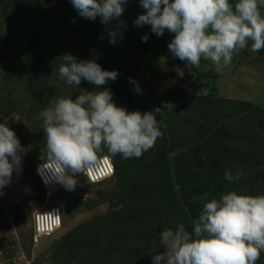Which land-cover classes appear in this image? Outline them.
<instances>
[{
  "label": "rangeland",
  "instance_id": "1",
  "mask_svg": "<svg viewBox=\"0 0 264 264\" xmlns=\"http://www.w3.org/2000/svg\"><path fill=\"white\" fill-rule=\"evenodd\" d=\"M144 11L139 0H127L121 17L105 25L99 17L93 21L79 16L70 0H0V122L14 130L22 151L18 152L22 157L20 170L13 171L12 182L0 194L6 219L0 239H4V245L13 246L10 250L16 251V264H151L152 254L164 251L159 239L162 229L192 224L174 203L173 193L179 208L184 206L174 181L171 156L203 139L216 123L227 124L239 137L226 170H231L234 177L243 172L235 178L241 192L247 189L249 173L258 188L257 182L264 185V115L256 113L257 109L244 110L242 104L221 101L216 112L212 104V98L230 97L264 109V48L253 53L249 44L220 70L203 58L199 65L185 67L183 61L172 57L168 47L151 45L158 36L151 32L150 25H134ZM260 11L264 14V5ZM35 15L47 30L61 23L69 26L78 43L68 54L118 71L116 80L99 86L112 91L118 106L144 112L165 101L175 105L172 110L166 109L163 117L157 114L163 121L162 135L151 149L139 158L116 155L123 172L120 178L115 173L101 183L90 184L77 173L73 191L60 185L50 196L39 184L35 167L49 160L40 113L58 97L75 99L82 90L94 91L97 86L84 79L79 86L65 83L58 72L64 61H49V42L42 40V32L39 40L33 38ZM110 31H122V38L117 36L115 44L109 42ZM145 34L148 40L142 42ZM163 34L174 36L167 30ZM103 45L108 50L100 49ZM176 65L184 68L182 77L174 70ZM152 73L157 76L152 77ZM214 74L219 77H212ZM130 77L138 83L151 77L153 80L137 92ZM98 156L116 162L106 147ZM60 205L65 206L62 229L34 246L32 214ZM93 221L100 225L87 229ZM22 256L30 261L18 262Z\"/></svg>",
  "mask_w": 264,
  "mask_h": 264
},
{
  "label": "clouds",
  "instance_id": "2",
  "mask_svg": "<svg viewBox=\"0 0 264 264\" xmlns=\"http://www.w3.org/2000/svg\"><path fill=\"white\" fill-rule=\"evenodd\" d=\"M79 16L107 25L118 20L126 10L127 0H70ZM145 9L133 21L136 26L150 25L158 37L166 30L174 33L168 43L172 57L187 65L210 60L220 70L231 63L233 55L250 44L253 53L264 48V0H139ZM74 22V21H73ZM119 27V26H118ZM122 31H110L109 42L115 44ZM142 42L148 35L141 37ZM58 72L67 85L84 79L97 86L79 95L58 97L40 113L47 140L48 157L58 167L50 170L47 184L54 179L68 191L77 186L76 174L94 166L97 153L122 159L139 158L151 149L162 135L165 110L175 106L163 102L151 111H129L118 106L108 81L116 80L117 70L103 69L95 60H78L65 53ZM174 70L184 75V68ZM136 85L138 82L129 78ZM103 146V147H102ZM20 140L6 122H0V194L12 182L13 171L21 168ZM11 158V159H10ZM44 168L38 167V173ZM234 177L225 170V179ZM202 210L189 231L183 223L159 234L161 248L152 254L151 264H256L264 251V193L249 195L230 190L218 198L201 196Z\"/></svg>",
  "mask_w": 264,
  "mask_h": 264
},
{
  "label": "trees",
  "instance_id": "3",
  "mask_svg": "<svg viewBox=\"0 0 264 264\" xmlns=\"http://www.w3.org/2000/svg\"><path fill=\"white\" fill-rule=\"evenodd\" d=\"M38 17L35 15L33 17V28H34V39L39 40V35L42 32L44 37L42 40L49 42L46 47H50L49 61H64L63 56L69 50H72V45L78 43L74 40L76 37L71 34L68 30L69 26L66 23H61L59 26H55L52 30H47L42 24L37 21ZM48 31V32H46ZM72 36L75 38L73 39ZM167 37V38H166ZM69 38V41L68 39ZM77 39V38H76ZM172 39V36L168 37L162 34L152 44H157L158 49L161 47H168V43ZM72 40V41H71ZM32 44V40H31ZM42 47H44L42 45ZM100 49L106 51L108 48L103 45ZM167 53L166 51H160ZM152 77H156L157 74H150ZM148 78L146 81H139V88L146 89L153 78ZM225 103H236L242 104L245 107L244 110L248 108H253L254 112L264 115V109L256 105H248L246 102L235 101L231 99H215L212 98V104L217 112L219 110L218 102ZM239 137L232 131V129L224 123H216L212 131L209 132L203 139L193 142L186 146L183 150L178 151L171 156L172 162V173L174 176V181L177 185L180 199L183 203V207L179 208L177 199L174 196V203L178 206L179 211L185 214L189 221H193L198 218L200 211L202 210L201 196L207 192L208 198L219 197L221 194L226 193L230 190H237L238 193L247 194V190L251 188L253 194H261V188L264 185H260L259 188L255 184V178L249 173L250 178L246 183V191L241 192V186H239V181L235 179L229 181L225 179L224 173L226 167L231 163V156L233 154V147L239 143ZM115 173L117 178L123 175L121 165L117 160L116 156ZM113 160V159H112ZM115 175V174H114ZM40 184V182H39ZM41 185V184H40ZM251 192L248 194L251 195ZM124 195V194H121ZM172 195V194H171ZM96 202V201H95ZM100 225V222L93 221L87 229L91 230L93 227ZM186 228L190 231L192 224L186 223ZM87 232V231H85ZM83 238H86L85 236ZM78 239V245L82 243V239ZM256 264H264V251L261 252L259 259Z\"/></svg>",
  "mask_w": 264,
  "mask_h": 264
},
{
  "label": "built area",
  "instance_id": "4",
  "mask_svg": "<svg viewBox=\"0 0 264 264\" xmlns=\"http://www.w3.org/2000/svg\"><path fill=\"white\" fill-rule=\"evenodd\" d=\"M40 166L45 169L42 174L38 173L37 171L38 167ZM57 167L58 166L50 159L44 163H40L35 167V176L44 190H47V196H50L53 193V189H57L60 186V184L57 183L54 179H50L47 184L45 183V178L51 176L50 170ZM114 174L115 165L113 163V160L108 156H98L94 166L86 168L84 173L81 172L82 177L85 178V180L90 184L101 183L109 178H112ZM64 214V205L34 212L31 217V243H33L34 246H37L43 238H51L58 231H60L63 227ZM17 261L21 263L23 261L29 262L30 260L22 256Z\"/></svg>",
  "mask_w": 264,
  "mask_h": 264
},
{
  "label": "crops",
  "instance_id": "5",
  "mask_svg": "<svg viewBox=\"0 0 264 264\" xmlns=\"http://www.w3.org/2000/svg\"><path fill=\"white\" fill-rule=\"evenodd\" d=\"M212 77L217 79L219 77V75L218 74H214V75H212ZM221 98H224V97L221 96ZM226 99H230V97H226ZM237 99H240V98H237ZM241 100H243V99H241ZM3 210H4V207L0 203V230H1V226H3V222L6 220L4 218L5 210H4V212H3ZM11 220H12V218H11ZM11 224H12V227H14L13 226V220H12ZM4 238H5V236H4ZM10 238L11 239H9V241L12 242L13 238L11 237V234H10ZM4 243H5L4 239H0V264H16L17 262L15 263V254H14V253H16V251H13V250L11 251L10 247H13V246L12 245H8V243H7V245H4Z\"/></svg>",
  "mask_w": 264,
  "mask_h": 264
}]
</instances>
